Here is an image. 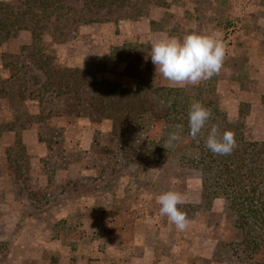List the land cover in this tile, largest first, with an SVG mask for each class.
<instances>
[{
  "label": "rangeland",
  "instance_id": "374dc122",
  "mask_svg": "<svg viewBox=\"0 0 264 264\" xmlns=\"http://www.w3.org/2000/svg\"><path fill=\"white\" fill-rule=\"evenodd\" d=\"M23 1L0 0L9 2L15 9H22ZM117 1L119 4L86 5L83 0H67V3L72 7L71 19H79L81 15L113 19L142 16L157 0ZM185 5L184 17L166 14L162 22L153 24L154 27L167 26L201 34L220 31L225 36L229 31L225 33L223 27L228 25L231 30L233 26L234 46L237 35L245 30L255 32L258 25V30L264 32L261 24L264 22V0H189ZM87 6L98 10L90 12ZM51 19L53 23L40 22L46 27L40 39L33 40L32 32L27 29L13 31L10 37L0 34V264H13L11 252L23 243L31 244L32 235L38 233L40 238L44 237L42 253L48 255L55 250V237L63 238L66 245L74 242L75 251H78L85 242L81 237L85 235L99 241L98 246L104 253L111 251L113 246L123 253V248L127 249L131 242L132 232L122 230L119 225L102 226L104 228L94 232L81 221L80 228L71 234L64 228L60 231L56 227L55 230L45 228L44 218L59 204L60 198L77 201L80 192L97 195L99 202H94L96 211L92 213H100L98 217L102 220L106 216L103 213L112 214L111 210L104 212L98 206L103 200L99 195L103 193L106 198V190L124 193V187L129 186L133 192L128 198L138 203L149 202L150 193L160 195L170 190L166 175L173 173L172 165L163 171L164 165L154 159L165 142L147 143L169 133L161 123L165 106L148 88V83L162 86L153 83L142 65L148 63L141 57L144 45H134L132 41L122 43V38L118 37L113 50L105 53L93 47L94 39L83 38L78 31L81 24L94 23L106 26L110 23L112 26L107 30L112 31L120 27L121 19L114 23L101 20L69 24L62 20L55 22L54 16ZM103 45L109 47V43ZM125 45L128 47L124 48ZM12 74L15 76L11 77ZM110 82H117L125 90L142 83L145 87L138 96L143 103H138V98L131 93L127 98L120 96V88L116 90ZM206 86H186V90L213 101V91ZM218 110L219 118H226ZM243 112L246 113L247 108ZM258 120L260 128L255 131L245 122L247 138H264V117L258 116ZM184 175L192 180L191 189H195L198 172L187 169ZM64 189L65 194L60 197ZM182 194L185 201L187 198L192 202L198 200L194 192ZM107 200L109 207L111 199ZM48 231L51 236H47ZM109 261V264H118L119 260L109 257Z\"/></svg>",
  "mask_w": 264,
  "mask_h": 264
},
{
  "label": "trees",
  "instance_id": "16d2710c",
  "mask_svg": "<svg viewBox=\"0 0 264 264\" xmlns=\"http://www.w3.org/2000/svg\"><path fill=\"white\" fill-rule=\"evenodd\" d=\"M83 2L86 5H93L95 3L112 4L118 1L83 0ZM164 2L165 0L154 1L156 3L155 5H161ZM122 4L121 2V6ZM22 6V9H15L9 2H0V11L3 12V17L0 18V34L4 33L5 36L10 37L13 31L18 32L27 29L32 32L33 40L40 39L42 30L46 28L40 22L46 20V22L53 23L51 19L53 16L55 17V22L62 20L65 24L77 21H81L82 23L99 22L101 20H112V22H115L120 19L137 17L135 15H129L125 18L117 16L110 19L107 16L93 15L87 17L81 15L79 19H71L70 13L72 12V7L68 5L67 0H24ZM87 7L90 12L98 10L89 6ZM227 26L223 27L226 28L225 33L226 30L229 31V34L233 33L234 27L232 26L230 30ZM127 47V45L124 46V48ZM10 62L13 63V61ZM142 65L145 66L146 74L150 76L149 64L143 63ZM3 66H7L6 63ZM13 76L15 74L11 75V77ZM109 85L115 86L116 90L120 88L118 91L120 96L127 98L130 97L129 95L131 93L138 98L136 99L138 103H143L138 96L139 92L145 87L142 83H135L134 87L128 90H125L117 82H110ZM148 88H151L156 93L158 101H161L163 106H165V112L162 116L164 119L162 118L161 122L163 129L168 133L180 131L181 135L179 142H176L168 149L162 147L157 150L158 153L154 157L156 161H160L158 162L160 165H164L163 171H167L168 165H172L171 172L173 173L166 175L167 186H169L170 190L186 194L192 188V180L184 175V171L193 169L198 172V177L194 182L201 192L202 203L200 208H202V211L198 212L195 208L196 206L189 204L187 201L179 206L180 210L186 214L187 218L190 217L189 221L193 220L191 222L193 225L194 221L205 219L206 210L209 209L215 199H220L223 202L225 210L233 216L234 226L240 228L242 231V239L240 242H224L219 244L213 253H205L204 256L208 257V260L204 258L205 264H216L224 259L235 260L246 264H264V138L249 139L246 137L244 132L245 113L242 110L240 117L235 121L227 120L224 117L220 119L219 116L221 115L215 100L206 101L200 97L199 93L187 91L186 86L155 87L151 83H148ZM60 93L61 91L57 92V95ZM197 101L211 110L212 117L202 131V134L197 139H193L189 135L188 112L191 104ZM123 103L122 101L121 104ZM126 106L127 108L129 107V105ZM177 125L182 126V130L177 129ZM212 125L218 126L220 133H223L225 130L234 132L237 147L232 154L226 156L215 155L206 148L205 140ZM167 139L168 135H162V137L156 140L152 139L147 143L148 145L162 144ZM127 190L133 192L127 186L124 187V195H127ZM114 192L116 191L114 190ZM129 194L128 197L130 196ZM133 201L136 202V200ZM158 208H160V205H158ZM92 210L96 211L95 207ZM88 214H92L91 216L94 218L90 219L89 227L94 229V232L99 231V228L113 227L115 225H119L122 230L132 232L130 235L131 242L128 244L127 249L124 250L123 248L124 252L120 253V264H131L133 263L131 258L135 255L139 256L142 253L144 245L140 243V240H144V232L139 223L135 221L137 215L135 216L133 212L125 215H116L113 213H109V215L103 213L106 216L102 220L99 218L101 217L99 216L100 213L93 214L92 211H89ZM81 221L80 215L74 214L61 218L55 223L53 228L55 230L56 227L58 231L63 228L65 230L68 229L71 234H75L76 229L80 228L79 224ZM173 226L175 227L174 224ZM188 230L191 231L192 227H188ZM210 231L213 234H220L221 228H210ZM81 238L88 239L87 235ZM185 238L188 239V237ZM55 240L69 254L75 252L76 244L74 242L66 245L63 238L59 239L55 237ZM117 244L120 245L121 243L118 242ZM188 248V244L183 240L176 248L178 250L177 253L185 256L186 262L189 264H198L197 259L193 255L190 256ZM46 255L48 256V253Z\"/></svg>",
  "mask_w": 264,
  "mask_h": 264
},
{
  "label": "crops",
  "instance_id": "0c3cea01",
  "mask_svg": "<svg viewBox=\"0 0 264 264\" xmlns=\"http://www.w3.org/2000/svg\"><path fill=\"white\" fill-rule=\"evenodd\" d=\"M188 3L189 0H165V3L161 5L151 4L142 16L118 20L120 25L118 29L112 28L110 31L107 30L111 25L110 23H108V27L105 24L94 23L81 24L78 31L81 33V37L94 39L95 45L93 47L101 48L105 53L113 50V45H115L118 37L122 38L120 39L122 43L132 41L134 45H144L141 57L145 60L144 57L150 51V44L153 41L168 37L182 38L186 34L193 33H185L167 26L156 28L153 25L162 22L166 14L184 17L187 9L185 4ZM261 24L264 26V22ZM255 28V32L245 30V33L237 35V44L236 46L234 43L231 44L230 52L228 51L226 54L221 72L210 80L200 83L206 84V89L213 91V100L218 102V108L225 114L227 120H237L241 115V110L247 108V112L244 114L245 122L248 124V128H253L254 131L257 127L260 128L258 116L264 117V32L262 34L261 31L263 30L260 28L258 30V25ZM109 31L111 33L106 35V32ZM107 37L108 39H106ZM105 43H109V47L106 48L103 45ZM147 62L153 83L162 87H172L162 76L156 74L155 66L150 57ZM65 191L64 189L59 196H64ZM106 191L105 194L108 197L106 198L111 199V205L107 207L109 200L101 193L99 197L103 200L102 203L98 204L100 210L104 212L111 210L116 215L133 212L135 216L137 215L135 221L139 223L144 232V240H140V243L144 245L142 253L139 256H133L131 258L133 263L131 264H189L186 262L185 256L177 253L176 248L183 240L188 244L190 256L193 255L198 264H205L204 258L208 260V257L204 256L205 253H213L221 243L229 241L237 243L242 239L241 229L234 226L233 216L225 210L220 199H215L212 202L209 209L206 210L205 219L194 221L193 225L191 224L193 220L190 221L191 231L188 228L179 231L168 221L166 216L160 214L156 199L159 196L158 193H150L149 202L142 200L137 203L128 198L130 190H127V195H124L120 190L116 192L114 190ZM190 191L194 192L195 195L197 194L198 200L192 202L191 199L187 198V202L196 206L198 212L202 211L200 208L202 203L200 190L196 187ZM96 196L94 192H80L77 201L60 198L59 204L54 205L50 209L48 217L44 218L43 226L47 229L48 227L53 228L61 218L79 214L82 223L90 227V219L94 218L88 212L93 211L94 202H99ZM3 206L2 212L4 211ZM188 219L190 220V217ZM214 227L221 228L220 234L211 233L210 228ZM46 234L51 236L49 231ZM32 236L31 244L23 243L14 249L16 251L11 252L13 264H109V257H117L118 264H120V250H118V254L117 249L113 246L111 251L104 253L98 246L99 241L97 242L95 239L88 238V241L85 240L78 251L71 254L65 251V248L58 241H55L53 242L55 250L47 256L42 253L45 246L44 237L40 238L39 233ZM34 237L37 241L34 240ZM216 264L246 263L224 259Z\"/></svg>",
  "mask_w": 264,
  "mask_h": 264
},
{
  "label": "clouds",
  "instance_id": "9594fccd",
  "mask_svg": "<svg viewBox=\"0 0 264 264\" xmlns=\"http://www.w3.org/2000/svg\"><path fill=\"white\" fill-rule=\"evenodd\" d=\"M149 57L156 74L168 81L170 86H198L221 72L226 59V45L220 31L210 34L193 32L182 38L168 37L153 41L144 57L146 62ZM211 117L210 109L198 101L192 103L188 112L189 135L197 139ZM176 128L182 130V126L177 125ZM180 140V131H172L163 147L168 149ZM205 146L215 155L226 156L236 149L237 141L234 132L225 130L220 133L218 126L212 125ZM156 199L160 214L166 216L177 230L184 231L189 227L190 221L179 207L185 203L183 194L169 190Z\"/></svg>",
  "mask_w": 264,
  "mask_h": 264
},
{
  "label": "built area",
  "instance_id": "2783aa9c",
  "mask_svg": "<svg viewBox=\"0 0 264 264\" xmlns=\"http://www.w3.org/2000/svg\"><path fill=\"white\" fill-rule=\"evenodd\" d=\"M223 37H224V41L223 42L226 45V51H228L231 43L233 42V37H232L231 33L227 34V35H225Z\"/></svg>",
  "mask_w": 264,
  "mask_h": 264
}]
</instances>
